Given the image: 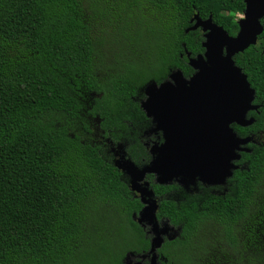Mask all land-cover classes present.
<instances>
[{
	"label": "trees",
	"instance_id": "trees-1",
	"mask_svg": "<svg viewBox=\"0 0 264 264\" xmlns=\"http://www.w3.org/2000/svg\"><path fill=\"white\" fill-rule=\"evenodd\" d=\"M243 11L242 0H0V264H126L148 250L147 228L132 217L142 205L99 136L148 162L141 88L192 72L186 53L202 52L197 33L185 32L194 14L237 31ZM262 38L235 57L261 105L240 136L264 129ZM252 147L235 188L213 204H176L172 186L148 175L165 194L157 221L176 230L158 264L193 257L188 239L203 215L240 221L238 252L261 245L253 221L264 219V143ZM253 253L238 264H264Z\"/></svg>",
	"mask_w": 264,
	"mask_h": 264
},
{
	"label": "water",
	"instance_id": "water-1",
	"mask_svg": "<svg viewBox=\"0 0 264 264\" xmlns=\"http://www.w3.org/2000/svg\"><path fill=\"white\" fill-rule=\"evenodd\" d=\"M243 3L244 12L237 22L235 37H229L214 24L211 16L201 20L195 14L190 20L194 24L185 30L186 33L199 27L210 33L205 35L206 41L202 43L203 55L189 58L187 54L188 66L195 71L189 80H184L181 73L175 71L171 74V82L165 81L158 86L150 82L144 86L145 100L140 108L152 123H156V129L163 137L162 144L149 147L150 162L137 168L130 160H124L126 153L122 145L115 147L122 150L123 160L122 167L117 166L118 161L114 163L115 167L126 172L130 179L129 189L139 194L146 205L138 216L132 217L153 234L147 253L149 264H157L156 251L171 227L166 222L158 223L157 203L148 182L143 181L144 177L154 175L159 185L179 178L219 184L231 176L232 169H237L231 164L233 159H239L236 151L248 152L240 146L250 139L238 138L229 126L233 122L241 127L254 123L253 118L245 116L247 111L256 108L251 105L254 90L234 65L232 56L254 45L263 32L264 0H244ZM111 150L114 152V148Z\"/></svg>",
	"mask_w": 264,
	"mask_h": 264
},
{
	"label": "flooded vegetation",
	"instance_id": "flooded-vegetation-1",
	"mask_svg": "<svg viewBox=\"0 0 264 264\" xmlns=\"http://www.w3.org/2000/svg\"><path fill=\"white\" fill-rule=\"evenodd\" d=\"M243 1L244 0H242V2ZM244 7H245V5H244ZM243 12H242V14H236V16L241 15L240 19H242ZM194 15L192 16V18L194 17ZM197 16H198V14H197ZM240 19L235 18L236 25ZM201 20H203V19H201ZM189 23H190V25L188 28H190L194 24V22L191 23L190 21H189ZM214 24H216V23H214ZM216 25L221 27L227 33V35L229 37H235L237 32H238V29H237V31H228V29L224 28L223 26L218 25V24H216ZM190 31L197 33V35H198L197 40H199V42H200V47L202 49V52L195 54L194 57H190V54L186 53V57H187V54H189V58H196L197 55H203V53L205 52V50L202 47V43L204 41H206L205 35L210 33V32L209 31H203L202 28H200V27L195 29V30H189L188 32H190ZM263 32H264V29H263ZM263 32L257 37L255 44L252 46H258L259 48L261 47L262 43L258 40V38L263 34ZM262 39L264 40V38H262ZM222 49H223V55H224L225 54V47H223ZM238 54H240V53H238ZM238 54H234L232 56V60L234 62V65L236 67H238L242 72V69L236 64V61H235V57ZM187 64H188V62H187ZM194 73H195V71L192 69V72H190L186 75H183L181 73V75L184 78V80L187 81L190 79V77ZM170 77H171V74L168 76V78L165 81L171 82ZM143 88H141L140 93L144 96V99H142V98L139 99V101H138L139 105L141 104L142 101L145 100V94H144ZM254 99H255V92H254V98H253V101L251 102V105L253 107H256V108L247 111V113L245 115L247 119L253 118L251 114L258 113V110L261 107L260 104L254 103ZM144 114H145V112H144ZM145 117H146V115H145ZM156 127H157L156 123H152V121L149 119V126H147L142 133V135L147 139V141L144 143V146H145L147 153L149 155L148 162H146V163L141 162L140 164H137L136 162L131 160L127 156V154H125L124 160H126V159L130 160V162L133 163L137 168H141L142 166H144L150 162L151 155L148 151L149 147H151L153 145L159 146L160 144L163 143L162 132L160 130H157ZM229 127L232 130V132L237 135L238 138H241V139L249 138L250 139L247 144L240 146L241 149L248 150V152L236 151L237 154H239V159L238 160L233 159L231 161V164L234 167L235 166L237 167L236 170H239L240 165H238L237 162L240 161L241 154L250 153L252 151V148H253L252 145L260 146L261 144L264 143V129L258 131L256 134L250 133V134H247L245 136H240L238 134V128L241 126H239L235 122H233L232 124H230ZM241 128H244V127H241ZM99 139H100V142L104 141L105 143H107L109 151L113 155V162L115 163L116 161H118L117 166L122 167L123 166V164H122L123 160L121 158V152H117V154H118V157H117L115 154V151L113 152L111 150V148H114L117 145H122L124 147L123 149H125L126 145L120 144V143L113 144L106 137H100L99 136ZM117 170L125 178V181H126L127 186H128L129 180H130L129 176H127L125 174L126 172L124 173L122 171V169H117ZM236 170L232 169L231 170V176L224 178V180H222V182L219 184H207L206 182H200L198 179H194L193 181H182V179H180V178L177 181L172 180L170 183L166 184V185L172 186V189H170V191L167 193V196H170V199L173 200L174 203H176V204L198 202L197 205L199 207L204 205V204H213L214 202H216V200H218L220 198L225 199L226 196L230 192H232L233 188H235V171ZM148 175H151V174H147L144 177L143 181L148 182L149 189L153 192V189L151 188L152 186H150V183H149L150 180L147 179ZM152 176H153L154 183L157 184L155 182V176L154 175H152ZM179 180L181 181V183H179ZM128 188H129V186H128ZM129 191L135 197H137L138 201L142 205V207L138 211V213L141 212L146 205L141 202V198H140L139 194L132 192L130 189H129ZM164 195L165 194H162L161 196H157L153 192V199L157 203V209H158V202L163 199ZM156 212H157V210H156ZM138 213L136 214L137 216H138ZM256 216L257 215H255L253 218H255ZM249 217H251V216H249ZM159 224L161 225L162 223H159ZM253 225L257 226V228L259 230H264V228H262V226H264V219H259L258 217H256L253 221ZM239 226H240V221H237L235 223V220H234L231 224H228V226H227V225L223 224L219 215H212V214L211 215H203L202 220L200 221L199 225L197 226V230L188 239L189 247H194L196 253L193 255L192 258L190 257L189 260L186 261L184 264H238V261H239L238 259H241L242 253L243 254L244 253H251V252H253L255 250H259L261 248L264 249V238H263L261 241H259V243H261V245L259 247H257V249H251L249 247H246V249H242L239 252L237 251V248L235 250V235H236V240L238 242V247H239V244L243 241V238H241V236H240L241 232H243V230H240ZM170 227H171V229L169 230L167 235L164 236V238H163V243H164L165 239L171 240L176 236L175 228L173 226H170ZM235 227L237 228V231H235ZM146 228H147V230L145 232L149 236V242H150L152 237H153V234L149 231V228L147 226L142 227V229H146ZM259 236H264V235L260 234ZM172 241L174 242L175 240H172ZM149 247H150V243H149ZM148 251H149V248L147 251L141 252L139 255L135 256L136 257L135 260L128 259L126 257L125 263L126 264H129V263H131V264H149V256L147 255ZM157 251H156V254H157V264H158V260L161 258V255L159 253H157ZM235 253H236V255H235ZM131 256H133V255L131 254ZM171 258H172L173 262L170 264H176V259H177L176 255H173ZM246 260H244V262H246Z\"/></svg>",
	"mask_w": 264,
	"mask_h": 264
},
{
	"label": "rangeland",
	"instance_id": "rangeland-1",
	"mask_svg": "<svg viewBox=\"0 0 264 264\" xmlns=\"http://www.w3.org/2000/svg\"><path fill=\"white\" fill-rule=\"evenodd\" d=\"M237 18H238V16H237ZM114 151H115V154H116V156L118 157V154H117V152H122V150L121 149H117V148H115L114 147ZM264 249H260V255L259 256H262V257H264ZM256 253V252H255ZM255 253H253V252H251V253H242V257H241V259H238L239 260V262H244V260H246V259H248L249 257H252V256H254L255 255ZM235 255H236V253H235ZM244 256V257H243Z\"/></svg>",
	"mask_w": 264,
	"mask_h": 264
},
{
	"label": "built area",
	"instance_id": "built-area-1",
	"mask_svg": "<svg viewBox=\"0 0 264 264\" xmlns=\"http://www.w3.org/2000/svg\"><path fill=\"white\" fill-rule=\"evenodd\" d=\"M240 17H241V15H238V18H237V16H236L237 19H240Z\"/></svg>",
	"mask_w": 264,
	"mask_h": 264
}]
</instances>
